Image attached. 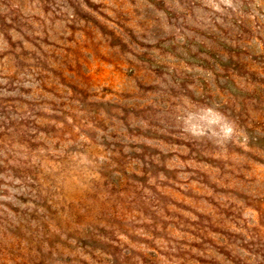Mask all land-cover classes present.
Returning <instances> with one entry per match:
<instances>
[{"label":"rangeland","instance_id":"374dc122","mask_svg":"<svg viewBox=\"0 0 264 264\" xmlns=\"http://www.w3.org/2000/svg\"><path fill=\"white\" fill-rule=\"evenodd\" d=\"M88 253L264 264V0H0V264Z\"/></svg>","mask_w":264,"mask_h":264},{"label":"trees","instance_id":"16d2710c","mask_svg":"<svg viewBox=\"0 0 264 264\" xmlns=\"http://www.w3.org/2000/svg\"><path fill=\"white\" fill-rule=\"evenodd\" d=\"M40 208H41V210L43 209L44 212H47L49 215H46L42 220L43 222H40L38 225H40V227L42 225H43L42 227H46V225H49V224L52 225L51 223H52V221H54V219H52L51 217H52V215L54 216V214L49 211L48 207L41 206ZM22 221H25V219H23ZM17 223L19 224L20 228H24V225L21 223V221L20 222L17 221ZM10 226L14 227L12 224ZM14 229H17V227H14ZM113 230H115V232H119L122 229L115 227ZM112 242L118 243L116 240H112ZM87 248H89L92 252H94V248H91L89 245H87L86 248H82V249H87ZM112 249H113L112 252L103 251V253H105L107 256H109L112 259H116V257H117L116 249L114 247H112ZM88 254L91 255L92 259L94 260V264H101V261H102L101 258H98V256H96L94 254L92 255V253H88ZM123 257H124L123 259H125V263H128L130 258L128 256H123ZM79 263H82V262H79ZM82 264H85V263H82Z\"/></svg>","mask_w":264,"mask_h":264}]
</instances>
